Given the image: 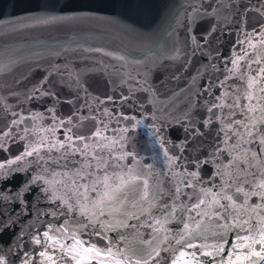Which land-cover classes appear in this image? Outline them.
Masks as SVG:
<instances>
[{
  "label": "water",
  "instance_id": "1",
  "mask_svg": "<svg viewBox=\"0 0 264 264\" xmlns=\"http://www.w3.org/2000/svg\"><path fill=\"white\" fill-rule=\"evenodd\" d=\"M261 69L264 0H0L3 264H260Z\"/></svg>",
  "mask_w": 264,
  "mask_h": 264
},
{
  "label": "snow or ice",
  "instance_id": "2",
  "mask_svg": "<svg viewBox=\"0 0 264 264\" xmlns=\"http://www.w3.org/2000/svg\"><path fill=\"white\" fill-rule=\"evenodd\" d=\"M38 19H40V18H38ZM44 22H47V19H44ZM261 71L262 72H264V69H261ZM249 87H252V83H250L249 84ZM262 91H264V89H262ZM252 97H249V99H251ZM253 111L255 110V109H252ZM96 135H100V133L99 132H97L96 133ZM248 135H252V133H251V131H249L248 132ZM260 143H262V144H264V138H261V140H260ZM61 146H63V145H61ZM32 153L31 152H28L27 153V155H31ZM193 175H195V173H193ZM259 187H261V188H264V183H261L260 185H259ZM226 199H231L230 197H225ZM46 237L48 236V234L47 233H45L44 234ZM49 239H51L50 237H49ZM74 239V238H73ZM36 243L37 244H39L40 243V240L39 239H37L36 240ZM75 243H81L80 241H75ZM190 247H191V245H190ZM231 247H237V245H231ZM219 251V250H218ZM44 253H41V255H43ZM99 254V253H98ZM259 253H257V255H258ZM181 257H183L185 254L183 253V252H181ZM193 255H195L194 253H193ZM207 255H209L210 257L212 256V253H207ZM74 259H75V257H74ZM0 264H3V257H0ZM174 264H175V262H174Z\"/></svg>",
  "mask_w": 264,
  "mask_h": 264
},
{
  "label": "built area",
  "instance_id": "3",
  "mask_svg": "<svg viewBox=\"0 0 264 264\" xmlns=\"http://www.w3.org/2000/svg\"><path fill=\"white\" fill-rule=\"evenodd\" d=\"M263 263H264V260H263V262L261 264H263Z\"/></svg>",
  "mask_w": 264,
  "mask_h": 264
},
{
  "label": "bare ground",
  "instance_id": "4",
  "mask_svg": "<svg viewBox=\"0 0 264 264\" xmlns=\"http://www.w3.org/2000/svg\"><path fill=\"white\" fill-rule=\"evenodd\" d=\"M264 264V263H263Z\"/></svg>",
  "mask_w": 264,
  "mask_h": 264
}]
</instances>
